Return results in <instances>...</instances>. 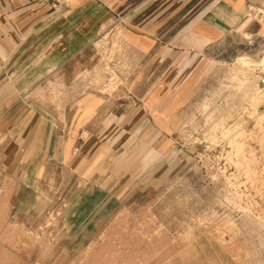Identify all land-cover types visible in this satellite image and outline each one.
Returning <instances> with one entry per match:
<instances>
[{"label": "rangeland", "instance_id": "1", "mask_svg": "<svg viewBox=\"0 0 264 264\" xmlns=\"http://www.w3.org/2000/svg\"><path fill=\"white\" fill-rule=\"evenodd\" d=\"M101 1L111 17L97 24L90 45L57 81L24 94L64 113L63 127H84L81 138L110 106L146 104L151 94V56L133 49L129 33L165 40L189 31L179 21L183 0ZM217 1L208 0L210 10ZM235 2L240 15L230 24L209 15L210 24L189 35L212 65L161 135L175 148V172L139 187L80 160L49 172L32 213L0 216V264H264V96L255 111L257 66L236 61L264 57V0H221L219 8L229 12ZM238 19L248 22L243 33L226 27Z\"/></svg>", "mask_w": 264, "mask_h": 264}, {"label": "crops", "instance_id": "2", "mask_svg": "<svg viewBox=\"0 0 264 264\" xmlns=\"http://www.w3.org/2000/svg\"><path fill=\"white\" fill-rule=\"evenodd\" d=\"M220 3L210 10L208 0H183L181 8L186 9L179 21L187 23L189 31L182 37L160 40L129 33L133 49L143 58L151 56L146 75L155 81L151 94L145 96L146 104L139 100L142 105L110 106L97 126L85 127L87 136L81 138L84 127L68 121L63 127L64 113L24 94L44 80H58L54 76L93 41L97 24L111 17L105 8L109 6L101 0H67L57 6L46 0H0V216L7 221L32 213L49 172L78 160L122 185L139 187L171 176L175 148L161 135L212 65L202 50L193 48L189 35L201 25L207 27L209 15L229 24L233 15H240L238 3L229 12L219 8ZM102 7L104 14L97 17ZM247 25L238 19L226 27L243 33ZM200 35L195 39L203 48L206 42ZM144 66L137 62L135 70ZM142 81L141 86L150 82Z\"/></svg>", "mask_w": 264, "mask_h": 264}, {"label": "bare ground", "instance_id": "3", "mask_svg": "<svg viewBox=\"0 0 264 264\" xmlns=\"http://www.w3.org/2000/svg\"><path fill=\"white\" fill-rule=\"evenodd\" d=\"M120 34H118V36H119ZM101 42V41H100ZM116 47V46H115ZM238 47V46H237ZM246 47V46H245ZM236 49V48H235ZM228 52H227V54L229 55L230 53H231V50H227ZM256 52V51H255ZM233 53V52H232ZM215 54H218V52L217 53H215ZM232 61H233V59H232ZM237 62H239L240 64H249V63H251V64H253L254 66H258L259 64H260V62H261V60L260 59H258L257 58V56H253V57H249V58H247V57H241V58H239V59H237L236 60ZM109 87H110V85H109ZM115 87V86H114ZM115 89V88H114ZM112 91H113V89H112ZM261 102V96H260V92H258L257 90L254 92V94H251V96H250V100H249V103H250V106H252L253 107V109L256 111V108L258 107V105H259V103ZM261 103H263V102H261ZM262 114V113H261ZM263 115V114H262ZM261 116V115H260ZM261 119H264V115L263 116H261L260 117ZM258 119V118H257ZM260 129V128H259ZM226 135V134H225ZM224 135V136H225ZM226 136H228L229 137V135H226ZM231 139V138H230ZM235 148H237V146L235 147ZM238 150H239V147H238ZM236 151V150H235ZM234 154V153H233ZM239 165H243L242 163H239ZM251 172V171H250ZM112 235V234H111ZM110 235V236H111ZM113 236V235H112ZM123 245V244H122Z\"/></svg>", "mask_w": 264, "mask_h": 264}, {"label": "built area", "instance_id": "4", "mask_svg": "<svg viewBox=\"0 0 264 264\" xmlns=\"http://www.w3.org/2000/svg\"><path fill=\"white\" fill-rule=\"evenodd\" d=\"M53 6H57L64 2L65 0H46ZM257 74V87L260 93L264 96V57L261 59L260 64L256 67Z\"/></svg>", "mask_w": 264, "mask_h": 264}]
</instances>
